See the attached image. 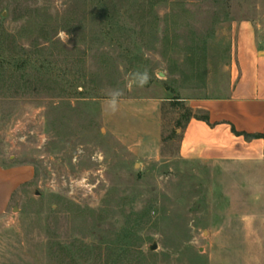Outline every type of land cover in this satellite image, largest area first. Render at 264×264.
<instances>
[{
	"label": "rangeland",
	"instance_id": "obj_1",
	"mask_svg": "<svg viewBox=\"0 0 264 264\" xmlns=\"http://www.w3.org/2000/svg\"><path fill=\"white\" fill-rule=\"evenodd\" d=\"M245 20L264 32V0H0V162L33 170L0 215V264H208L217 188L174 161L168 100L220 93ZM22 60L46 67L22 81ZM143 98L165 100L160 156L105 119Z\"/></svg>",
	"mask_w": 264,
	"mask_h": 264
},
{
	"label": "crops",
	"instance_id": "obj_2",
	"mask_svg": "<svg viewBox=\"0 0 264 264\" xmlns=\"http://www.w3.org/2000/svg\"><path fill=\"white\" fill-rule=\"evenodd\" d=\"M233 28L228 82L209 87L220 93L168 100L193 113L183 128L174 127L179 138L174 161L209 169L217 188L215 222L203 242L208 264H264V139L245 137L264 133V32L246 20ZM164 103L155 98L121 102L114 118H108L105 108V119L119 138L144 140L145 148L160 156ZM170 108L177 121L182 118L183 109ZM32 179L31 167L5 168L0 162V215Z\"/></svg>",
	"mask_w": 264,
	"mask_h": 264
},
{
	"label": "trees",
	"instance_id": "obj_3",
	"mask_svg": "<svg viewBox=\"0 0 264 264\" xmlns=\"http://www.w3.org/2000/svg\"><path fill=\"white\" fill-rule=\"evenodd\" d=\"M98 1H99V3H102L103 0H98ZM159 3L160 2H154V3H152V6L154 7V6L158 5ZM105 17L107 19H112L113 18L112 16H110V14H107V16L105 15ZM2 57L3 56L0 55V59ZM33 66L38 69V71L36 72L38 75H41L40 73L43 72L42 70H44L45 67H46V66H44V64L39 63L38 60L34 61V62H32V60L31 61L22 60L21 65L19 67V71L20 70H25V74H26V75H24V78H22V81H26V82L29 81L26 78V76H28L26 71L30 70V68L33 67ZM6 67H7V63L5 64L3 62H0V78H2L1 76H3V75L6 76V77L7 76H10V77L14 76L13 70L8 69L6 71ZM8 67H10L9 64H8ZM9 71H11V72H9ZM48 71L52 72V70H50V69H48ZM51 75L56 77L59 80V77L56 74H51ZM80 88H83L85 90L87 89V87H86L85 83L83 82L82 78L78 77V78H76V82L74 83V85H72V88L69 91H67V94L79 93ZM176 103H178V104H172V106L174 108L176 106H179L181 109H183L185 111L184 114L182 115V118L179 119L177 121V123H176V128L180 129V128H183L184 122L188 121L192 117L193 113L189 109H185L184 106L180 105V102H176ZM173 136H176V130L173 131ZM245 137L249 141H251L253 139H264V133L263 134H259V135H245ZM111 263L112 264H116V261H111Z\"/></svg>",
	"mask_w": 264,
	"mask_h": 264
},
{
	"label": "water",
	"instance_id": "obj_4",
	"mask_svg": "<svg viewBox=\"0 0 264 264\" xmlns=\"http://www.w3.org/2000/svg\"><path fill=\"white\" fill-rule=\"evenodd\" d=\"M14 212H17V208L14 209ZM156 248H157V246H153V247L151 248V250L154 251V250H156Z\"/></svg>",
	"mask_w": 264,
	"mask_h": 264
}]
</instances>
